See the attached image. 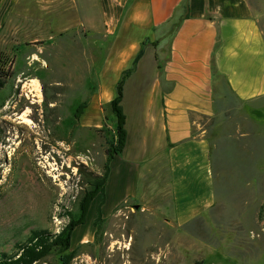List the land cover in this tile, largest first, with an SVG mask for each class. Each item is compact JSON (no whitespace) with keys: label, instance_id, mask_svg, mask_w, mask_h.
I'll list each match as a JSON object with an SVG mask.
<instances>
[{"label":"rangeland","instance_id":"374dc122","mask_svg":"<svg viewBox=\"0 0 264 264\" xmlns=\"http://www.w3.org/2000/svg\"><path fill=\"white\" fill-rule=\"evenodd\" d=\"M250 2L264 30V0ZM71 3L17 0L0 11V252H15L35 230L61 233L106 172L116 116L112 99L97 94L98 70L102 39L114 37L87 10L97 0ZM216 105L214 115L195 116L211 142L212 208L175 221L163 155L147 170L146 190L133 176L105 196L98 222L102 195L93 200L72 232L69 264H264V96L241 101L220 81ZM34 264L63 260L54 250Z\"/></svg>","mask_w":264,"mask_h":264},{"label":"crops","instance_id":"0c3cea01","mask_svg":"<svg viewBox=\"0 0 264 264\" xmlns=\"http://www.w3.org/2000/svg\"><path fill=\"white\" fill-rule=\"evenodd\" d=\"M0 1V11H12L17 0ZM87 10L98 11L96 28L114 37L100 44L99 96L116 95L123 72L143 50L123 85L127 144L122 162L114 166L119 155L110 161L105 196L133 176L146 190L147 170L164 155L174 219L186 224L216 198L211 142L196 131L191 112L216 113L220 81L241 101L264 96L259 16L250 0H97ZM161 176L156 172L153 184Z\"/></svg>","mask_w":264,"mask_h":264},{"label":"trees","instance_id":"16d2710c","mask_svg":"<svg viewBox=\"0 0 264 264\" xmlns=\"http://www.w3.org/2000/svg\"><path fill=\"white\" fill-rule=\"evenodd\" d=\"M188 14L182 15L181 19ZM143 54V50L134 59L133 65L126 69L116 86V95L110 101L111 108L116 116V127L111 137L105 139V153L107 161L105 164L106 172L103 175H96L93 178L92 189L85 192L80 201V216L76 219L72 218L62 232L53 235L47 230H35L31 236L24 242L16 244V251L13 253L0 252V264H34L45 259L54 250L60 254L63 264H69L72 253H65L71 247L72 232L79 225L86 222L88 212L93 200L102 195V200L97 207V222L102 219V204L105 200V187L107 183L109 166L108 163L120 153L123 152L127 144L126 114L123 109V85L126 78L134 71L136 64ZM85 104H81L78 108V115L83 113ZM205 116L197 112H191V117Z\"/></svg>","mask_w":264,"mask_h":264},{"label":"bare ground","instance_id":"6f19581e","mask_svg":"<svg viewBox=\"0 0 264 264\" xmlns=\"http://www.w3.org/2000/svg\"><path fill=\"white\" fill-rule=\"evenodd\" d=\"M20 118H21V117H20ZM22 122H26V121H23V120H22ZM26 123H27V122H26ZM27 124H28V123H27Z\"/></svg>","mask_w":264,"mask_h":264}]
</instances>
